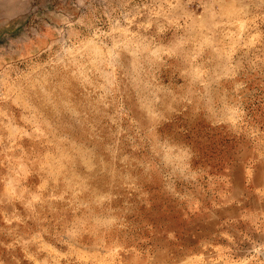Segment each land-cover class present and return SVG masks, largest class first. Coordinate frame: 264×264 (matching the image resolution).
<instances>
[{"label": "rangeland", "instance_id": "obj_1", "mask_svg": "<svg viewBox=\"0 0 264 264\" xmlns=\"http://www.w3.org/2000/svg\"><path fill=\"white\" fill-rule=\"evenodd\" d=\"M0 264H264V0H0Z\"/></svg>", "mask_w": 264, "mask_h": 264}]
</instances>
